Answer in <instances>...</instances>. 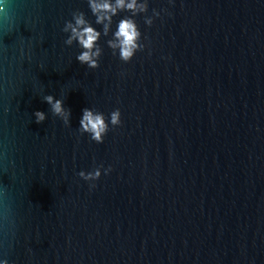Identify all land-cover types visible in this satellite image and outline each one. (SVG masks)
Instances as JSON below:
<instances>
[{
  "label": "water",
  "instance_id": "water-1",
  "mask_svg": "<svg viewBox=\"0 0 264 264\" xmlns=\"http://www.w3.org/2000/svg\"><path fill=\"white\" fill-rule=\"evenodd\" d=\"M0 21V184L10 264H264V0L167 8L124 63L76 61L63 25L86 0H6ZM123 15V14H122ZM116 19H119L117 17ZM44 94L64 99L71 126ZM122 124L103 144L82 109ZM48 114L37 124L33 113ZM103 164L95 188L78 172ZM11 221V223H10Z\"/></svg>",
  "mask_w": 264,
  "mask_h": 264
},
{
  "label": "clouds",
  "instance_id": "clouds-1",
  "mask_svg": "<svg viewBox=\"0 0 264 264\" xmlns=\"http://www.w3.org/2000/svg\"><path fill=\"white\" fill-rule=\"evenodd\" d=\"M86 2L93 19H89L88 14L82 10L73 11L71 19L64 22L62 31L67 34L64 44L70 47L75 43L80 49L75 56L76 61L89 69L100 66V59L104 52L100 44L102 37L105 38V44L111 50V54L118 57L120 61L128 63L138 51L146 48L143 42L144 35L136 17L142 15L144 24L151 26L162 13L171 15L167 8L160 10L152 8V14L147 15L150 0H86ZM167 3L173 5L175 0H167ZM6 7V0H0V21L8 24L10 33L14 26ZM117 17L119 19H116ZM41 98L49 105V111L53 116L58 117L64 125L71 126L72 113L65 107L63 98L52 94H44ZM33 116L35 122L40 124L47 119L48 114L37 110ZM121 116L119 108L105 115L102 111L85 107L82 109L77 131L80 135H87L91 141L103 144L110 129L122 124ZM112 170V165L104 167L100 164L89 171L80 170L78 175L85 182H89V188L92 189L96 187L94 182L101 175H108ZM6 193L7 187L0 184V207H4ZM5 212H0V228L3 227V220L6 219ZM0 264H10L6 255L0 254Z\"/></svg>",
  "mask_w": 264,
  "mask_h": 264
}]
</instances>
